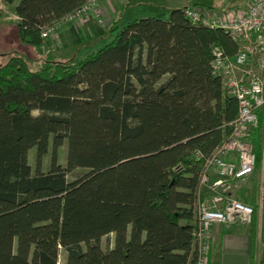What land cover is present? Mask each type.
Returning a JSON list of instances; mask_svg holds the SVG:
<instances>
[{"label": "trees", "instance_id": "trees-1", "mask_svg": "<svg viewBox=\"0 0 264 264\" xmlns=\"http://www.w3.org/2000/svg\"><path fill=\"white\" fill-rule=\"evenodd\" d=\"M2 1L15 6L21 41L42 47V28L86 0ZM116 24L113 39L78 62L45 54L38 69L17 55L0 64V264H58L61 249L65 264H194L197 202L210 195L199 193L205 161L239 110L213 70V48L235 56L242 44L184 8ZM253 141L256 174L236 197L254 207L250 258L264 264L262 124ZM76 168L88 172L71 182ZM208 264H221L219 247Z\"/></svg>", "mask_w": 264, "mask_h": 264}, {"label": "built area", "instance_id": "built-area-1", "mask_svg": "<svg viewBox=\"0 0 264 264\" xmlns=\"http://www.w3.org/2000/svg\"><path fill=\"white\" fill-rule=\"evenodd\" d=\"M101 0H86L61 18L42 28L48 38L64 25L88 17L103 18ZM185 15L192 21L210 27H221L242 44L235 56L213 48V70L223 82L226 93L236 98L239 110L230 123L231 132L205 161L199 193L207 187L210 195L199 198L196 229L193 233L196 257L194 264H208L214 224L250 225L254 207L236 197L240 183L256 174L257 151L254 132L262 124L261 172L258 185V207L264 209V0H254L246 9L224 13L210 12L202 6H187Z\"/></svg>", "mask_w": 264, "mask_h": 264}, {"label": "crops", "instance_id": "crops-1", "mask_svg": "<svg viewBox=\"0 0 264 264\" xmlns=\"http://www.w3.org/2000/svg\"><path fill=\"white\" fill-rule=\"evenodd\" d=\"M187 3L184 0H101L100 10L103 23H100L96 17L92 16L61 27L58 32L51 34L45 40L41 48L46 49L45 53L49 54L52 59L64 61V56L69 57L72 55L68 53L71 49L75 52L81 47H92L99 41L106 42L104 38L110 36L109 32L106 33L107 30L110 31L116 22L117 26H122L121 24L126 20V11L145 7L148 14L146 16H157L154 15L157 10L163 9L170 12L174 8L187 7ZM122 12L123 15L120 17ZM243 184L240 183V186ZM211 232V247H213V250L217 247L220 248L221 264H252L250 258L252 243L249 225L214 224Z\"/></svg>", "mask_w": 264, "mask_h": 264}, {"label": "rangeland", "instance_id": "rangeland-1", "mask_svg": "<svg viewBox=\"0 0 264 264\" xmlns=\"http://www.w3.org/2000/svg\"><path fill=\"white\" fill-rule=\"evenodd\" d=\"M188 6H202L208 9L210 12L224 13L233 9H246L254 0H184ZM196 1V2H195ZM197 3V4H194ZM151 10V9H149ZM171 11L168 10H157L156 17H159L163 20H168ZM123 15H120V17ZM126 20L121 24L125 25L128 21L134 18L146 17L147 8L141 7L136 9H131L125 12ZM153 15V14H150ZM80 21V20H79ZM78 21V22H79ZM76 23V22H75ZM103 23V22H102ZM120 24V22H118ZM69 25V24H68ZM67 25H64L65 27ZM121 27V26H120ZM59 30V29H58ZM57 30V32H58ZM111 30V29H110ZM110 31L107 30L106 33ZM54 34V33H53ZM109 34V33H108ZM114 35L105 37L104 41H99L92 47H81L78 51L69 50V57L64 56V62H78L84 59L91 52H95L103 47L106 43L110 42L113 39ZM46 49H42L41 47H36L31 44L25 43L21 41L18 34V17L15 14V6L9 5L0 0V64H4L9 58L12 56H21L23 57L29 66L32 69H38L42 66L45 59ZM49 55V54H46ZM71 57V58H70ZM34 113H37L35 111ZM29 163L32 167L34 173L37 172V164H36V149L32 148L29 151L28 155ZM58 163L63 168L66 167L67 163V142H65L58 149ZM51 169V148L49 152L43 157L42 165L40 167L41 172H48ZM88 172L85 168H76L70 172H68L69 181L73 182L84 176ZM251 181H247L243 184L244 188L251 187ZM115 234L111 233L108 236H104L101 239V246L104 249L108 247H112L114 244ZM66 263V252L64 250H60L59 262L58 264Z\"/></svg>", "mask_w": 264, "mask_h": 264}]
</instances>
